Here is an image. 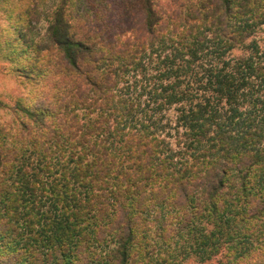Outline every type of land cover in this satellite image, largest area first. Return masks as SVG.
I'll return each mask as SVG.
<instances>
[{
    "label": "trees",
    "instance_id": "1",
    "mask_svg": "<svg viewBox=\"0 0 264 264\" xmlns=\"http://www.w3.org/2000/svg\"><path fill=\"white\" fill-rule=\"evenodd\" d=\"M19 1L0 264H264V0Z\"/></svg>",
    "mask_w": 264,
    "mask_h": 264
},
{
    "label": "rangeland",
    "instance_id": "2",
    "mask_svg": "<svg viewBox=\"0 0 264 264\" xmlns=\"http://www.w3.org/2000/svg\"><path fill=\"white\" fill-rule=\"evenodd\" d=\"M51 3V0L44 6L45 10ZM25 3L19 0H6L0 1V10H7L8 14L15 20V22L22 26L15 29V38L7 41L2 47H0V58H3L12 63H23L22 66L13 69L16 73L23 76L28 84L32 86V93L39 88V83L35 80H31L24 76V72L32 70L36 72L39 70L40 61L36 58V52L34 46L37 43L40 36L43 34L45 28V21L43 20L40 9L36 10V13L32 17L27 15H20L25 12ZM172 115V114H171ZM9 114L0 113V122L8 123ZM192 262H187L190 264Z\"/></svg>",
    "mask_w": 264,
    "mask_h": 264
},
{
    "label": "clouds",
    "instance_id": "3",
    "mask_svg": "<svg viewBox=\"0 0 264 264\" xmlns=\"http://www.w3.org/2000/svg\"><path fill=\"white\" fill-rule=\"evenodd\" d=\"M22 26L8 14L7 10H0V47L15 38V29ZM23 63H12L0 58V113L10 114L14 119L17 110L16 103L20 101L25 107H31L38 99H32V86L23 76L13 69Z\"/></svg>",
    "mask_w": 264,
    "mask_h": 264
}]
</instances>
